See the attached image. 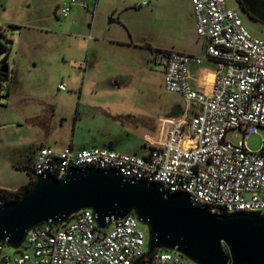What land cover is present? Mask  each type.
<instances>
[{"label":"rangeland","instance_id":"obj_1","mask_svg":"<svg viewBox=\"0 0 264 264\" xmlns=\"http://www.w3.org/2000/svg\"><path fill=\"white\" fill-rule=\"evenodd\" d=\"M86 1L64 17L63 0H0V42L8 48L0 54V188L29 181L40 145L142 155L145 135L158 139L171 107L183 109L163 88L156 49L201 52L190 0ZM240 16L264 39V24ZM263 135L249 136L247 149L259 151ZM226 139L242 141L237 130Z\"/></svg>","mask_w":264,"mask_h":264},{"label":"built area","instance_id":"obj_2","mask_svg":"<svg viewBox=\"0 0 264 264\" xmlns=\"http://www.w3.org/2000/svg\"><path fill=\"white\" fill-rule=\"evenodd\" d=\"M190 3L201 53L157 52L164 90L183 100L181 115L162 119L158 139L147 138L142 155L40 145L31 167L33 181L95 167L160 183L166 194L186 193L193 205L212 213L264 214V135L259 151L245 146L249 136L264 134V39L250 34L238 9L226 0ZM77 4L88 7L86 0H63L58 9L65 17ZM206 61L214 65L209 93L194 89L190 80L191 66ZM233 130L240 132V144L226 139ZM147 242V228L134 214L101 228L92 210L82 209L65 222L39 224L16 246L0 241V264H193L176 251L149 253Z\"/></svg>","mask_w":264,"mask_h":264},{"label":"water","instance_id":"obj_3","mask_svg":"<svg viewBox=\"0 0 264 264\" xmlns=\"http://www.w3.org/2000/svg\"><path fill=\"white\" fill-rule=\"evenodd\" d=\"M82 209L101 228L134 214L147 228L149 253L172 250L193 264H264V214L212 213L186 193L166 194L160 183L95 167L62 179L38 176L17 201L0 206V241L16 246L39 224L65 222Z\"/></svg>","mask_w":264,"mask_h":264},{"label":"crops","instance_id":"obj_4","mask_svg":"<svg viewBox=\"0 0 264 264\" xmlns=\"http://www.w3.org/2000/svg\"><path fill=\"white\" fill-rule=\"evenodd\" d=\"M189 4H190V1H189ZM190 19H192L191 15H190ZM192 22H193V19H192ZM193 26H194V22H193ZM160 49H166V48H160ZM201 51H202V43H201ZM183 52H185V51H183ZM187 53L199 54L201 52H199V53L187 52ZM205 63H206V66H204V68H203L202 66L205 65ZM207 65H211V67H208ZM213 68H214L213 63H211L209 61H206L201 65H192L191 66V68H190L192 70L191 84H192L194 89L204 91L206 93L210 92L211 83H212V79H213V72H212ZM181 113H182L181 108L171 107L170 113L167 116L163 117V119H174V118L179 117L181 115ZM160 131H161V123L158 127V134L157 135L160 134ZM145 136H146V139L152 138L151 136H148V135H145ZM29 179H30V177H29Z\"/></svg>","mask_w":264,"mask_h":264},{"label":"flooded vegetation","instance_id":"obj_5","mask_svg":"<svg viewBox=\"0 0 264 264\" xmlns=\"http://www.w3.org/2000/svg\"><path fill=\"white\" fill-rule=\"evenodd\" d=\"M240 14L249 21L264 24V0H233Z\"/></svg>","mask_w":264,"mask_h":264},{"label":"trees","instance_id":"obj_6","mask_svg":"<svg viewBox=\"0 0 264 264\" xmlns=\"http://www.w3.org/2000/svg\"><path fill=\"white\" fill-rule=\"evenodd\" d=\"M161 50L163 49H156L157 52ZM6 52H8V48L0 42V54ZM0 75L2 76L3 74L0 72ZM26 171L28 176L30 177L29 181L26 184H23L14 190L0 188V203L5 204L11 201H17L20 198V196L33 185L34 181L32 180L31 167L26 168Z\"/></svg>","mask_w":264,"mask_h":264}]
</instances>
